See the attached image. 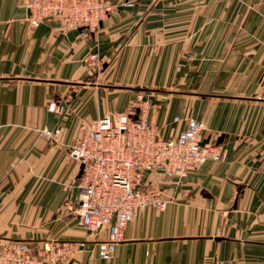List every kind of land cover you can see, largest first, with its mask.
<instances>
[{"label": "crops", "instance_id": "obj_1", "mask_svg": "<svg viewBox=\"0 0 264 264\" xmlns=\"http://www.w3.org/2000/svg\"><path fill=\"white\" fill-rule=\"evenodd\" d=\"M109 1L96 30L70 39L54 19L32 27L22 0H0V239L69 241L67 264H264V0ZM140 95L166 137L197 119L226 159L149 174L171 202L141 210L101 259L107 231L69 212L80 164L68 149L81 125Z\"/></svg>", "mask_w": 264, "mask_h": 264}, {"label": "built area", "instance_id": "obj_2", "mask_svg": "<svg viewBox=\"0 0 264 264\" xmlns=\"http://www.w3.org/2000/svg\"><path fill=\"white\" fill-rule=\"evenodd\" d=\"M22 1L32 27L54 19L66 30H96L114 8L109 0ZM87 62L93 65L98 56L90 54ZM153 106L149 96H138L128 111L107 113L89 126L81 125L68 149L80 164L79 194L69 212L89 233L107 231L106 238L97 242L101 259L114 256L125 227L141 210L164 209L171 202L158 187L146 185L149 174L183 177L207 160L226 159L221 145L201 144L205 127L197 119L186 118L182 131L166 137L155 123ZM47 109L58 114L63 111L56 101L49 102ZM181 120L174 116L175 122ZM60 132L59 127L40 129L49 140H56ZM73 248L69 241H44L34 246L24 240L0 239V264H67Z\"/></svg>", "mask_w": 264, "mask_h": 264}, {"label": "water", "instance_id": "obj_3", "mask_svg": "<svg viewBox=\"0 0 264 264\" xmlns=\"http://www.w3.org/2000/svg\"><path fill=\"white\" fill-rule=\"evenodd\" d=\"M83 29H84V28L80 27V28H78L77 30H72V31H70V32L68 33V37H69L70 39H73V37H74L75 35H77L79 32H81ZM150 99H152L153 102H155V99H153V97H150ZM204 142H205V141H203L201 144H203Z\"/></svg>", "mask_w": 264, "mask_h": 264}]
</instances>
